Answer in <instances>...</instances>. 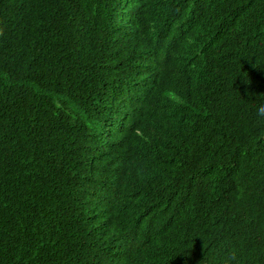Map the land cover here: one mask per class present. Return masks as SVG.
<instances>
[{"label":"trees","instance_id":"16d2710c","mask_svg":"<svg viewBox=\"0 0 264 264\" xmlns=\"http://www.w3.org/2000/svg\"><path fill=\"white\" fill-rule=\"evenodd\" d=\"M260 105L264 0H0V264H264Z\"/></svg>","mask_w":264,"mask_h":264},{"label":"clouds","instance_id":"9594fccd","mask_svg":"<svg viewBox=\"0 0 264 264\" xmlns=\"http://www.w3.org/2000/svg\"><path fill=\"white\" fill-rule=\"evenodd\" d=\"M256 114L258 117H264V105H260L257 108ZM139 134V132H138ZM236 260V255L233 253L229 256L228 260H227V264H231L232 261Z\"/></svg>","mask_w":264,"mask_h":264}]
</instances>
